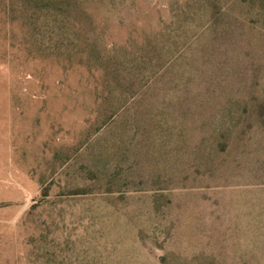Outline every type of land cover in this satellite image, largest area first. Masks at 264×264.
<instances>
[{
	"label": "rangeland",
	"instance_id": "rangeland-1",
	"mask_svg": "<svg viewBox=\"0 0 264 264\" xmlns=\"http://www.w3.org/2000/svg\"><path fill=\"white\" fill-rule=\"evenodd\" d=\"M0 264H264V0H0Z\"/></svg>",
	"mask_w": 264,
	"mask_h": 264
}]
</instances>
